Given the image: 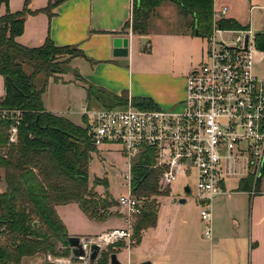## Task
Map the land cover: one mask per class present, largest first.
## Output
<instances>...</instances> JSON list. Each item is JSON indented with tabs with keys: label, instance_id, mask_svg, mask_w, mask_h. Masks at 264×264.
<instances>
[{
	"label": "trees",
	"instance_id": "trees-1",
	"mask_svg": "<svg viewBox=\"0 0 264 264\" xmlns=\"http://www.w3.org/2000/svg\"><path fill=\"white\" fill-rule=\"evenodd\" d=\"M63 1L66 0H51L38 12L52 18L53 10ZM167 1L177 6L180 15L192 18L189 27L193 35L206 39L212 35L215 0H135L125 29L147 36L150 18ZM3 5L7 11L0 15V75L5 95L0 97V109L20 110L23 118L16 144L9 143L12 121L0 119V169L7 185V191L0 194V264H21L25 258L38 255L70 257V236L57 208L77 204L89 220L106 222L115 215L110 210L116 206L115 200L96 191L97 186L107 187L105 179H96L95 187L90 186L91 158L97 148L84 126L46 111L43 103L48 79H58L66 73L63 65L84 55L76 47L57 46L51 37L39 48L22 46L17 38L24 33L27 16L37 12L28 9V1L16 13L10 11L8 0H0V10ZM219 27L246 29L228 18L222 19ZM257 37V47L264 51V39ZM65 56L69 59L61 61ZM41 76L44 82L38 86L36 81ZM76 76L85 85L88 108L93 107V102L107 109L127 106L128 96H117L88 84L80 74ZM132 100L142 108H158L149 99ZM154 165L155 156L149 154L142 155L132 168L133 193L147 199L145 210L133 225L132 246L140 243L144 230L157 225L159 205L153 197L171 193L170 188L160 190L162 172ZM253 180L249 177L242 181L239 191H252ZM256 187L255 191L260 192L257 184ZM113 248L106 249L96 264H111V255L118 253Z\"/></svg>",
	"mask_w": 264,
	"mask_h": 264
},
{
	"label": "built area",
	"instance_id": "built-area-1",
	"mask_svg": "<svg viewBox=\"0 0 264 264\" xmlns=\"http://www.w3.org/2000/svg\"><path fill=\"white\" fill-rule=\"evenodd\" d=\"M226 14V8L221 11L214 6L213 32L207 38L203 62L186 79L185 98L175 108L151 110L130 101L125 108L83 109V126L93 146L119 145L129 163L130 192L117 200L126 227L82 238L89 247L121 242L131 247L133 225L147 203L133 193L132 168L142 155L154 154V168L162 172L161 191L193 175L204 236L210 241L214 201L227 194L222 190L224 181L252 177L256 184L264 178V78L255 72L257 35L251 28L219 27ZM226 35H232L233 41H226ZM22 118L20 110L0 109V119L12 121L10 144L18 142ZM186 186L191 187L186 184L184 190ZM255 190L256 185L253 195ZM60 262L91 264L71 257ZM126 264H132L130 258Z\"/></svg>",
	"mask_w": 264,
	"mask_h": 264
},
{
	"label": "crops",
	"instance_id": "crops-1",
	"mask_svg": "<svg viewBox=\"0 0 264 264\" xmlns=\"http://www.w3.org/2000/svg\"><path fill=\"white\" fill-rule=\"evenodd\" d=\"M27 1L29 2L28 9L37 13L29 14L26 18L24 33L17 38V42L22 46L39 48L44 45L48 37H51L59 47L77 46L85 52L87 58H73L69 65L72 69L79 70L80 75L88 84L104 88L118 96L125 92L130 99H149L157 107L164 109H173L184 100L186 80L180 77H177L176 83L163 86V89L168 90V96L165 99L158 96V92L137 93L132 91V94H128L129 75L133 76L134 72L130 71L127 57L114 56V38L130 37L129 48L132 50L135 49L134 40L140 39L141 52L151 50L149 35L139 36L125 29L127 22L131 19L133 0H66L55 7L52 18L45 12H38L45 9L51 0H8L10 11L13 13L22 11ZM216 5L219 8H226V18L237 21L242 27L255 26V20L259 26L264 27V0H234V5L227 0L223 2L215 0L214 6ZM176 10L179 13L178 8ZM6 11V5H3L0 15H5ZM190 34L193 35L188 28L182 36L188 37ZM143 37H148L147 45L150 46L144 50L141 49V38ZM259 56L256 61H264V51ZM256 70L255 66V72ZM256 74L259 75L257 72ZM55 80L57 82V79ZM70 82L74 83L73 80L65 83L71 84ZM77 85L86 91L83 83L80 82ZM173 88L176 90H172ZM4 95L0 94V97ZM161 100H167V102ZM53 114L65 117L60 113L54 112ZM75 124L83 126V123ZM245 179L239 178L235 189L231 190L227 188L229 179L222 184V190L227 194H220L214 201L213 241L204 236V228L201 229L204 227L202 222L182 216L184 208L182 206L186 205L188 200L186 199L185 204H181L182 197H180L178 205L175 208L171 207L175 209L177 216L161 218L162 204H160L157 225L142 232L140 243L132 247L135 248V253L130 254L129 252L128 255V250L133 251L131 247L119 251L117 253L119 261L126 264L125 262H128L130 258L131 262L136 264L145 262L151 264H209V260L211 264H264V193L257 192L253 195L251 191H239V186ZM172 187L170 188L171 193ZM105 192L98 193L105 195ZM195 203L197 204L196 201ZM66 206L68 205L57 208L60 218H63L62 214H64V212L61 214V208ZM120 210L118 206L111 208L110 211L115 215L106 222L92 221L85 214L84 216L97 226L100 233L95 236H99L114 229L125 228ZM69 236L74 235L69 233ZM205 243H209L211 247L209 250ZM126 252V259L121 260L119 255ZM208 252L210 259L207 258ZM184 253L188 254L184 256Z\"/></svg>",
	"mask_w": 264,
	"mask_h": 264
},
{
	"label": "rangeland",
	"instance_id": "rangeland-1",
	"mask_svg": "<svg viewBox=\"0 0 264 264\" xmlns=\"http://www.w3.org/2000/svg\"><path fill=\"white\" fill-rule=\"evenodd\" d=\"M223 1L225 0H222V2ZM227 1L234 5V0ZM161 6V10L157 11L156 15H153L150 18L149 22L148 35L150 36L151 40V50L145 53L141 52L140 39H135V49H130L127 59L129 60L130 71L133 70L134 73L132 72L133 76L129 75L130 87L128 89V94H132V91H136L137 93L158 92V96L165 99L168 96V90L163 89L164 85L176 83L178 80L177 77L186 80L195 70L198 69V67L203 62L207 47V39L202 36L191 34L189 36L187 35L188 37L182 36L184 31L188 30V28L190 29L189 25L192 22V18H186L183 15L180 16L176 10V6L172 3L166 2ZM216 9L222 11L223 8H219V6L216 5ZM251 30L257 36L260 35L261 38L264 37V27L262 28L259 26L257 20H255V26H252ZM225 39L226 41L231 42L233 41L234 37L232 35H226ZM71 47H76L83 53L84 57L87 58L83 50L79 49L77 46ZM255 49L257 53L255 56V66L257 68L256 72L259 74L258 77L264 78V61H256V58L258 59L260 57L259 55H261L263 50H260L256 45ZM68 59L69 56H65L61 61ZM62 68L66 71V73L59 75L57 82L55 78L48 79L47 89L44 94L45 107L50 112L60 113L75 123L82 124L84 122L82 117V113L84 112L83 109L87 107V95L86 91L77 85L80 84V82L78 81L76 75L80 74V71L72 69L69 64L63 65ZM27 72L30 73V70ZM71 80H73L74 83H65L66 81L68 82ZM43 82L44 79L42 76L36 81L38 86H42ZM4 84V78L0 75V94L2 95H4L5 91ZM174 87L176 88V86ZM172 90L175 91L176 89L173 88ZM107 91L110 92L109 90ZM122 95L128 96L125 92L120 96ZM130 101L133 102V100L128 96V104ZM161 101L167 102V100ZM96 108L100 109L102 106L96 102H93V107L91 109ZM128 166V160L123 152L122 147L119 145L106 144L100 148H97V151L92 153L89 174L90 186L95 187L96 179H105L107 181V187L97 186L96 191L105 192L108 190L110 193L109 197H111L116 202L115 207L118 206V198L123 195H127L130 192L128 180L126 179V176L129 174ZM238 171H240L239 168ZM3 176V171L0 169V194H3L7 191V185ZM239 178L240 177H233L228 180V190L233 188L235 189ZM186 184L191 185L192 192L190 194L185 193L184 186ZM256 184L260 192L264 193V178L259 180ZM256 184L255 180H253V185L255 186ZM102 194L104 195V193ZM134 196L138 198V196ZM180 197H182V199L188 200V203L182 206L184 207L182 210V216H187L193 220H199L201 222L200 208L195 203L196 185L193 175L185 179H180L178 183L173 185L172 193L170 195L153 197V199L157 200L159 207L160 204H162L160 209V217L164 219L176 217L177 213H175V209H172L171 207L175 208L178 205ZM214 209L215 208H213V215ZM62 212H64V214H62ZM61 214L63 215V218L61 219L66 225L70 235L80 238H92L96 237L95 235L100 233V230L97 228V226L92 224L84 216V213L76 204H71L61 208ZM203 228L204 227H201V229ZM205 245L208 250L211 248L209 243H205ZM109 247L110 246L106 247L105 250ZM132 247L134 246L131 245L130 249H133ZM125 248H127V246L123 242L121 244L114 245L113 249L119 252ZM134 249L133 251L128 250V255L129 252L130 254L132 252L135 253ZM127 252L125 254L119 255V258L121 260H124V258L126 259ZM187 254L188 253H184V256ZM70 257L61 256L55 258L52 256L48 257L38 255L32 258H25L21 264H61L60 261L69 259ZM207 258L210 259L209 252ZM208 262L211 264V260ZM132 264L136 263L133 262Z\"/></svg>",
	"mask_w": 264,
	"mask_h": 264
},
{
	"label": "water",
	"instance_id": "water-1",
	"mask_svg": "<svg viewBox=\"0 0 264 264\" xmlns=\"http://www.w3.org/2000/svg\"><path fill=\"white\" fill-rule=\"evenodd\" d=\"M148 42V37H143L141 38V49L144 50L145 48H149L150 46L147 45ZM249 42V36L246 37V47ZM130 37H116L113 40V54L115 57H128L129 52H130ZM185 193L190 194L191 193V187L186 186L185 188ZM105 195L107 198H109L110 193L107 190L105 192ZM181 204L186 203V199H181L180 200ZM34 226H38V223L35 222ZM69 247L71 249V258L74 261H80L84 262L89 260L91 264H96L100 259L105 251V247L101 244L94 243L90 247L86 242L82 241V238L72 236L69 237ZM110 263L111 264H122L119 259L117 254H112L110 258ZM143 264H151L150 262H145Z\"/></svg>",
	"mask_w": 264,
	"mask_h": 264
}]
</instances>
